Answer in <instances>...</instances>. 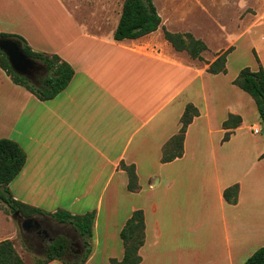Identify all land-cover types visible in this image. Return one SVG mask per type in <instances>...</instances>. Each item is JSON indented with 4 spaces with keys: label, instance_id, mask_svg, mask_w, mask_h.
Returning a JSON list of instances; mask_svg holds the SVG:
<instances>
[{
    "label": "crops",
    "instance_id": "0c3cea01",
    "mask_svg": "<svg viewBox=\"0 0 264 264\" xmlns=\"http://www.w3.org/2000/svg\"><path fill=\"white\" fill-rule=\"evenodd\" d=\"M122 7L109 0H0V32L19 34L75 69L65 90L42 100L0 67V138L27 154L10 190L48 212L96 210L86 264L123 258L120 232L136 209L146 223L140 264H243L264 246V124L255 100L233 83L242 68L228 75L231 53L226 73L208 71L235 40L207 55L204 38V59H194L165 38L167 18L156 31L117 40ZM258 57L257 69L264 67ZM188 103L200 115L188 126L184 154L162 162ZM231 113L242 122L224 141ZM122 162L135 165L138 191L128 190ZM235 183L239 199L230 204L224 190ZM0 213L10 224L0 241H15Z\"/></svg>",
    "mask_w": 264,
    "mask_h": 264
},
{
    "label": "trees",
    "instance_id": "16d2710c",
    "mask_svg": "<svg viewBox=\"0 0 264 264\" xmlns=\"http://www.w3.org/2000/svg\"><path fill=\"white\" fill-rule=\"evenodd\" d=\"M162 22V16L158 12L154 0H125L114 38L117 40L139 38L156 31ZM163 28L165 38L176 50L186 51L194 59H204L203 53L208 49V45L203 39L197 38L191 32H173L166 27ZM0 37L17 39L22 44L24 51L39 64L32 78L20 76L14 72L6 54L0 51V67L11 76L16 84L26 87L42 100L55 98L68 87L74 77L75 69L60 55L33 50L26 39L19 34L0 32ZM233 49V46L229 47L213 62H210L208 71L226 73L228 71L227 58ZM255 56L259 61L256 53ZM233 83L252 96L264 124V67L260 65L257 70H253L249 66L242 68ZM198 115H200L199 108L193 103H188L181 117L179 131L162 148V162L172 161L184 154V141L188 126ZM241 122L242 117L240 115L234 113L229 115L223 123L224 127L228 129L224 135V141L230 138L233 128L239 126ZM26 160V151L17 141L10 138H0V200L8 205L12 211L20 210L26 217L48 215L61 224L72 226L83 238L84 251L78 255L77 260L69 261L65 258L67 250L73 247L72 245H75L76 241L66 235H61L51 245L48 254L38 259V264H48L56 259L64 264H86L92 252L91 239L94 235L96 210L83 214H73L66 209L48 212L17 200L13 196L9 184L21 172ZM121 167L128 173V190L138 191L140 184L135 165H127L122 162ZM239 192L240 185L235 183L224 190V198L228 203L236 204L239 199ZM145 229L144 210H134L120 232L124 244V256L121 260L111 258V264H140L142 256L139 251L145 243ZM0 264H27L16 249L14 241L10 238L0 241ZM243 264H264V246L258 248Z\"/></svg>",
    "mask_w": 264,
    "mask_h": 264
},
{
    "label": "rangeland",
    "instance_id": "374dc122",
    "mask_svg": "<svg viewBox=\"0 0 264 264\" xmlns=\"http://www.w3.org/2000/svg\"><path fill=\"white\" fill-rule=\"evenodd\" d=\"M109 1L122 7L125 0ZM154 3L162 18L168 19V30H186L202 35L201 39L205 38L211 48L210 54L207 55H212L220 45L225 47L235 40V47L230 52L229 76H234L237 70L247 66L257 69L259 62L255 53L262 58L264 64V0H154ZM243 28L246 29L245 34L240 36V30ZM249 97L253 99L252 96ZM262 134L264 135V128ZM0 210L5 213L11 228L17 232L14 243L18 252L27 264H38V259L45 257L48 252L29 240L27 231L19 222L20 215L14 218V211L1 200ZM54 222L67 228L76 241L75 245L67 250L65 258L69 261L77 260L78 255L84 251L83 238L72 226L55 220ZM9 230L10 224L0 213V237L8 235ZM90 264L104 263L98 256Z\"/></svg>",
    "mask_w": 264,
    "mask_h": 264
},
{
    "label": "water",
    "instance_id": "95a60500",
    "mask_svg": "<svg viewBox=\"0 0 264 264\" xmlns=\"http://www.w3.org/2000/svg\"><path fill=\"white\" fill-rule=\"evenodd\" d=\"M0 51L6 54L14 72L20 76L32 78L39 67L38 62L24 51L22 44L15 38L0 37ZM17 215H20L19 222L24 229L36 222L35 216L26 217L20 210L15 211L13 217L17 218Z\"/></svg>",
    "mask_w": 264,
    "mask_h": 264
},
{
    "label": "flooded vegetation",
    "instance_id": "af4514ba",
    "mask_svg": "<svg viewBox=\"0 0 264 264\" xmlns=\"http://www.w3.org/2000/svg\"><path fill=\"white\" fill-rule=\"evenodd\" d=\"M35 219L36 222H33V224L28 226L25 230L27 231L29 240L32 241L35 246L41 247L42 250L49 252L51 245L61 235H66L74 239L67 228L58 225L50 217L39 215L35 216Z\"/></svg>",
    "mask_w": 264,
    "mask_h": 264
},
{
    "label": "built area",
    "instance_id": "2783aa9c",
    "mask_svg": "<svg viewBox=\"0 0 264 264\" xmlns=\"http://www.w3.org/2000/svg\"><path fill=\"white\" fill-rule=\"evenodd\" d=\"M254 131H255L256 133H258V132H260V128H259V127H256V128H254Z\"/></svg>",
    "mask_w": 264,
    "mask_h": 264
}]
</instances>
